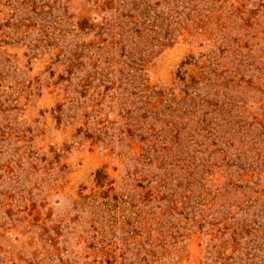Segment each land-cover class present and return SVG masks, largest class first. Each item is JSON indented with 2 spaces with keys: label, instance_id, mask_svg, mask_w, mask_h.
<instances>
[{
  "label": "rangeland",
  "instance_id": "374dc122",
  "mask_svg": "<svg viewBox=\"0 0 264 264\" xmlns=\"http://www.w3.org/2000/svg\"><path fill=\"white\" fill-rule=\"evenodd\" d=\"M0 264H264V0H0Z\"/></svg>",
  "mask_w": 264,
  "mask_h": 264
}]
</instances>
